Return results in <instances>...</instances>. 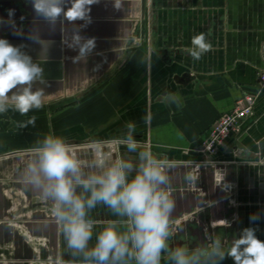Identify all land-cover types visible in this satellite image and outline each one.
<instances>
[{"label":"crops","instance_id":"0c3cea01","mask_svg":"<svg viewBox=\"0 0 264 264\" xmlns=\"http://www.w3.org/2000/svg\"><path fill=\"white\" fill-rule=\"evenodd\" d=\"M71 4L72 0H64L65 11ZM88 7L87 20L68 21L61 14L52 22L36 14L32 0H0V39L19 47L43 69L41 79L33 82V91L42 89L43 99L64 97L103 80L111 72H119L121 83L129 80V99L124 104L129 106L122 118L136 125L133 138L148 139L157 160L175 162L201 159L193 151L203 144L213 122L231 111L239 99L258 93L253 114L244 121L241 134L230 137L216 156L230 162L227 178L237 184L234 202L218 208L223 204L221 200L218 204L208 200L204 216L212 220V225L221 224L230 213L228 209L234 207L235 229L220 227L217 235L224 249L249 227L264 241V86L259 82L264 68V0H121L119 9L115 0H97ZM199 33L205 34L212 47L200 60H193L187 50L192 46V37ZM75 35L83 38L81 43L86 39L95 41L91 53L79 60V48L70 46ZM59 57L62 60H57ZM57 61L60 69L52 66ZM169 93H179V98L165 99ZM127 131L121 129L120 135ZM82 141L72 137L66 142ZM190 151L193 154H184ZM115 160L112 157L108 164ZM176 166L165 171L169 180L159 186L161 190L188 185L184 166ZM196 186L200 193L174 195L169 217L186 212L190 200L216 201L223 195L208 173ZM31 191L45 197L33 186ZM253 214L259 217L255 221L250 219ZM93 217L86 211L85 219L92 222V236L85 251L95 247L106 227L114 224L118 232L126 233L132 226L129 218L114 213L100 220ZM183 217L190 219L188 215ZM42 224L51 234L54 229L55 238L65 234L58 218ZM188 229L181 226L180 233ZM177 232L174 229L167 238V249L161 252L162 264H176L171 253L178 249L180 239L172 238ZM196 243L199 249H180L189 257L205 251L198 239ZM67 248L74 259L71 262L95 264V258L86 259L83 253ZM204 259L199 256L190 264ZM125 260L126 264H134L127 257Z\"/></svg>","mask_w":264,"mask_h":264},{"label":"clouds","instance_id":"9594fccd","mask_svg":"<svg viewBox=\"0 0 264 264\" xmlns=\"http://www.w3.org/2000/svg\"><path fill=\"white\" fill-rule=\"evenodd\" d=\"M96 2L72 0L71 7L65 11L64 0H32L36 14L52 22L61 14L68 21L87 20L88 6ZM115 7H121V0H115ZM82 39L75 35L70 45L79 48L77 60L85 58L95 47L94 39L81 43ZM191 45L187 51L193 60H200L212 47L204 33L193 36ZM42 72L43 69L19 47L0 39V114L6 113L9 108L21 115L42 108L43 90H32L33 82L41 79ZM13 89L16 91L13 92ZM168 98H179V93H169L165 99ZM36 119V116H31L18 127L35 126ZM126 127L128 131L122 143L128 151H136L139 146L133 138L136 125L128 122ZM36 152L38 159L28 164L24 181L55 202V216L63 224L69 248L83 253L86 259L95 258V264H109V261L126 264V257L134 258L136 264H160L161 252L167 249L169 214L174 209V203L170 194L159 187L168 184L169 178L165 174V166L150 150L139 152L141 163L131 179L128 177L134 170L132 162L116 159L106 164L105 160H111V156L97 159L95 166L101 169L99 174L84 177L78 160L58 136L46 135ZM172 166L168 164L169 168ZM186 179L193 178L188 176ZM77 186L90 193L86 200L77 195ZM98 203H103L118 216L128 217L132 226L126 233L118 232L114 224L106 227L98 235L95 247L85 251L92 236V222L85 219L86 208H94ZM258 218L256 214L250 217L253 221ZM171 256L176 264H190L199 256L211 260L212 264L226 257H231L234 264H264V241L257 238L254 228L249 227L242 230L230 248H222L217 238L210 249L191 257L183 249H177Z\"/></svg>","mask_w":264,"mask_h":264},{"label":"rangeland","instance_id":"374dc122","mask_svg":"<svg viewBox=\"0 0 264 264\" xmlns=\"http://www.w3.org/2000/svg\"><path fill=\"white\" fill-rule=\"evenodd\" d=\"M119 76V72H111L103 80L67 96L43 99L42 108L32 109L26 115L11 108L0 114V264H86L71 262L74 259L68 253L65 234L55 238L50 229L43 226V221L57 218L55 202L33 194L31 186L24 183V174L28 164L38 159L36 149L42 146L43 138L53 135L62 138L69 146L84 177L99 174L101 169L95 166L96 161L105 156L131 161L134 170L128 178L136 175L135 169L141 163L139 152L145 149L151 151L152 144L148 139L136 140L139 145L136 151H128L122 143L126 134L123 131L120 135V130L127 128L122 115L129 106L124 105L129 99V80L121 83ZM31 116L37 118L35 126L18 127ZM98 134L105 136L98 137ZM72 137L84 141L67 143V139ZM111 160H105V163ZM76 193L85 200L90 195L82 186L76 187ZM86 211H90L95 220L112 213L103 203L86 208ZM191 219L190 216V219L184 220ZM223 223L213 224L212 229L229 225ZM131 262L136 264L134 258ZM193 264L212 262L206 258ZM217 264H234V261L226 257L222 261L217 260Z\"/></svg>","mask_w":264,"mask_h":264},{"label":"built area","instance_id":"2783aa9c","mask_svg":"<svg viewBox=\"0 0 264 264\" xmlns=\"http://www.w3.org/2000/svg\"><path fill=\"white\" fill-rule=\"evenodd\" d=\"M259 82L264 86V68L259 74ZM258 96V93L244 96L236 102L231 111L222 114L213 122L203 144L198 149L194 150L201 159L186 162L158 160L165 166V168L169 163L173 166L181 165L187 167L189 169L187 177L191 176L193 178L192 180L187 179L188 187L186 188L180 187L177 189L164 190L170 194V197L177 193L184 194L187 192H198L196 190H198L199 187L196 186V184L201 180L204 174L208 173L213 176L214 186L223 190L227 194L229 203L234 202L237 184L229 181L227 178V168L228 165H230V162L218 160L216 154L225 146L226 141L230 137L241 134L244 121L253 114ZM184 218L186 217H183V219ZM183 219L176 222V226H179L184 222L185 220L181 221ZM234 219L235 218L233 217L224 223L231 225L234 222ZM206 233L207 230H205V234Z\"/></svg>","mask_w":264,"mask_h":264},{"label":"water","instance_id":"95a60500","mask_svg":"<svg viewBox=\"0 0 264 264\" xmlns=\"http://www.w3.org/2000/svg\"><path fill=\"white\" fill-rule=\"evenodd\" d=\"M57 60H62V58L59 57ZM57 62L58 63L52 64V66H57V68L60 69L61 65H60L59 61H57ZM34 89L35 88H32V90H34ZM178 167H181V166H178ZM173 168H177V166H172L171 168H169L167 166L166 168H164V170L168 173L169 171H171L170 169H173ZM184 169H185V176H186L189 169L187 167H184ZM210 176L213 179L212 174H210ZM28 185H30L31 187L33 186L31 184H28ZM186 187H188V186L186 185L183 188H186ZM219 190L224 195V196L222 195V197H220V199L213 201L209 198H207V199L199 198L197 203H194L190 200V201L186 202L188 205H190V207H188L186 212H180L178 215H175L173 217H169V233H170V235L168 238L170 239L171 233L173 232L174 229H178V232L175 234L174 237H172L174 240L180 239V241L176 243L178 249H180V247L181 248L186 247L187 250L197 249L198 246L196 243V239H198V242H200L201 249H204V250H206L207 247L212 246L214 244L215 240L218 238L217 237L218 231L221 230L222 228L216 227L215 229H212V220L208 216H204V214L206 212V208H207L204 203H207L209 200L210 203H213V204L217 203L218 204V202L221 200V202H223V204L217 205L218 208H220L221 206H228L229 200L227 198V194L223 190H221V189H219ZM174 195H172L170 198L172 199L173 197H175ZM177 196L178 197L182 196V194L177 193ZM216 208H214V209H216ZM196 209L198 211H196ZM214 209H212L211 211H213ZM228 210L230 211V213L224 218V219H226V221H229L230 219H232L234 217V214H235L234 207L233 208L230 207ZM184 215H188V216L190 215L192 217V219L181 223V225L179 227L176 226V222H178L180 219H182ZM185 225L189 227L188 232H185L184 234L180 233L181 226H185ZM195 226L197 227L196 230H194ZM53 227L55 228V225H53ZM225 228H228L229 230H234L235 225H234V223H232L231 225H228ZM205 230H207L206 234H205ZM52 233L54 234V229H53ZM221 245H223V244L221 243Z\"/></svg>","mask_w":264,"mask_h":264},{"label":"bare ground","instance_id":"6f19581e","mask_svg":"<svg viewBox=\"0 0 264 264\" xmlns=\"http://www.w3.org/2000/svg\"><path fill=\"white\" fill-rule=\"evenodd\" d=\"M25 183V182H24ZM28 184V183H27Z\"/></svg>","mask_w":264,"mask_h":264}]
</instances>
